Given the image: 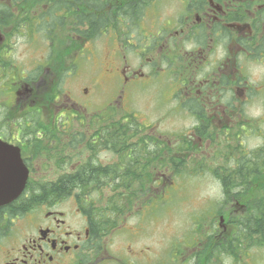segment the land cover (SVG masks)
I'll return each instance as SVG.
<instances>
[{
    "label": "flooded vegetation",
    "instance_id": "obj_1",
    "mask_svg": "<svg viewBox=\"0 0 264 264\" xmlns=\"http://www.w3.org/2000/svg\"><path fill=\"white\" fill-rule=\"evenodd\" d=\"M86 1L87 20H83L78 19L79 8L72 1L70 8L56 0L54 10L38 8L32 13L21 0H0V144L9 148L12 156L19 153L18 172L22 173L24 167L29 170L27 185L19 196L0 204V264H241L238 251L243 252V257L249 255L243 250L244 246L254 245L253 236L259 242L264 240L263 231L243 228L250 224L247 221L253 213L264 214V208H253L252 191L260 189V185L236 182L239 173L251 175L253 170L243 164L250 162L255 150L264 147V128L258 131L262 144L247 146L258 128L255 119L246 114L253 97L264 101V84L261 86L259 79L255 83L249 70L250 63H264V0H173L177 7L167 12L162 11L161 0H154L150 1L149 7L153 6L150 16L146 14L149 7L145 15L132 17L127 15L126 8H121L120 15L112 20L109 13L115 9L111 7L124 5V0H104L111 6L100 12L92 7V0ZM93 12L105 15V25L100 31L113 33L99 91L86 86L82 88L83 98L79 92L76 96L63 94L60 81L66 56H62L60 48L64 45L67 53L69 46L76 49L77 37L90 38L76 30L79 21L88 28L92 26ZM40 24L53 27L54 33L62 26L68 28V43L49 38L47 54L38 49L37 61L31 63L28 43H16L15 38L23 36L27 40L33 35V39ZM166 76L178 82L168 96H181L182 107L195 124L176 141L157 134L153 126L135 121L143 126L136 140L150 126L146 139L155 137L168 146L165 151L155 150L154 155H147L142 168L155 172L156 176L161 174L157 179L172 175L174 148L181 149L176 154L185 159H193V154L200 159H228L233 166L213 171L234 175L235 182L228 186L234 193L226 196L222 179L213 174L229 204L224 205V210L221 205L220 210L215 208L208 216L212 218L210 221L203 212L199 233L177 238L163 259L150 246H131L132 239L128 240L130 245L125 247L124 243L122 253L114 252L105 241L108 234L93 222V211L86 213L77 202L76 206L68 205L66 197H56L49 191L44 194V184L41 180L35 183L34 178L62 175L55 158L61 150L59 118L63 112L80 105L86 111L97 106L102 107V112L110 108L126 113L130 110L129 100ZM228 93L231 98L222 102ZM72 96L80 97L83 103ZM108 117L107 114L97 121L105 124L106 131ZM92 123L87 121V127L91 128ZM154 143L149 149L156 148ZM104 151L111 152L108 144ZM129 153L132 152L124 154ZM261 155L264 158L263 151ZM5 164H0V171L6 174ZM103 165L108 166L109 162ZM76 168L73 165L72 170ZM154 202L153 208L159 202L149 195L139 206ZM126 220L127 217L121 226ZM132 229L126 232L134 237L137 232Z\"/></svg>",
    "mask_w": 264,
    "mask_h": 264
},
{
    "label": "rangeland",
    "instance_id": "obj_2",
    "mask_svg": "<svg viewBox=\"0 0 264 264\" xmlns=\"http://www.w3.org/2000/svg\"><path fill=\"white\" fill-rule=\"evenodd\" d=\"M55 1L56 0H21V3L24 7L32 10L33 13V10L38 8L48 10L49 7L53 10ZM160 2L162 3L161 7L163 6V12H167L169 9L174 10L177 7L176 2L173 0H161ZM152 12L153 6L148 8L146 14L150 16ZM86 13V11L84 13L79 11L77 13L78 19ZM30 18L36 17L32 16ZM40 26L41 24L36 27L38 32L37 36L33 39V35L27 40L26 37L23 36L15 38L16 43H28L30 48L29 60L31 63L37 61L36 53L38 49H40L41 52L45 51L47 54L49 51L48 45H50L49 38H51V41L55 39L58 40L59 43H68V28L62 26V28H57V31L54 33L51 31L53 27L46 28L43 25ZM79 29L83 31V36L93 35V38L91 36L89 39L77 37L74 42L76 49L69 46L67 53L65 52V46L62 45L60 50L62 56L66 57L64 63H62L60 87L61 90H63V94L68 93L76 96L79 92L80 96L83 98L85 95L82 89L83 87H92V90L99 91L100 86L98 83H101L103 80L104 58L109 48L112 47L113 40L110 35L113 33L100 32L93 34L95 28L93 25L88 28L87 24L80 26ZM114 43H116V40ZM17 49H19V47H17ZM56 50H59V48L56 47ZM249 65L256 64L250 63ZM253 81L255 83L257 82L255 80ZM258 83L262 86L264 84V78H260ZM177 85L178 82L174 78L167 76L165 78H159L157 82L148 85L139 95L129 100L128 106L130 110L126 111V115H139L138 117H141L147 125L154 127L157 134H163L166 138L176 141L183 138L188 134L189 129L195 124V121L184 111L181 96H175L173 98L170 97L171 95L168 96L175 90ZM252 94L256 95L254 93ZM73 98L79 103H83L80 97ZM65 100L66 98H63L62 101L65 102ZM98 100L102 102L101 98H98ZM256 101L263 100L261 97L255 96L252 98L250 104ZM77 106V108L69 112H63L59 118L61 120V133L59 134L61 137V150L58 155L56 154V164L54 161H52V163L60 169L62 174L68 173L71 167L76 163L83 164L89 159L99 165L118 160L114 152L112 154L111 152L109 153L98 149L94 154L93 151L87 149L86 142L77 143V141L80 139L78 134L82 133L86 135L87 140L92 139L95 129L97 128L96 126L93 128L87 127V121L90 122L93 120L97 123L96 120L106 114L110 116L108 118L109 120L114 116L119 119L125 116L123 115L124 112L121 113L115 110H111L110 112L104 110L102 112V107L97 106V108L95 107L94 109L88 108L86 111L85 108L80 105ZM64 108L65 104L63 103V109ZM88 112L90 114H88ZM81 121L85 124L81 123ZM254 122L258 129H254V135L247 141V146L249 148L261 145L263 140L258 136V131L264 128V117L261 116L256 118ZM68 125H70L69 129H67ZM149 128L150 127H147V130L143 131L142 136L146 137V135L150 133V130H148ZM77 137L79 138L77 139ZM132 139L136 140L134 137ZM146 142L151 143L149 139H147ZM199 157L200 156L193 154L191 156L193 160L189 159L186 165L182 166L181 174L175 176L174 182H171L172 184L175 183L174 185H171L168 180L155 181L157 176H155L156 173L153 172V176H155L153 194L156 195V198L153 197L152 200H156L157 202L160 201L161 204H158L155 208H153L155 202L145 204L142 208L139 205L136 206L132 213L128 214L124 225H120V227H117L114 231H110L105 241L114 252L118 251L122 253L124 243L126 247L130 245L128 240L132 239L131 246H150L154 249L155 254L163 259L167 249L177 238L199 233L201 227L200 221L202 219L201 215L203 212V216L205 215L206 220L210 221L212 218L208 216L212 215L211 212L215 208L220 210L218 207L221 205V210H224V205L229 204V201L224 200V196L222 199L215 198V194L218 188L221 187V184L220 181L213 176V168L233 166V162L228 159H200ZM259 172L260 177L256 180L255 185H260V189L254 188L252 191V199L255 198V200L264 195V170ZM60 175L61 174L42 177L35 176L34 182L37 183L39 180H41V183L55 181ZM158 177H161V174H159ZM162 184H164L163 187ZM165 187L168 188L165 190ZM112 195V186L104 185L103 187L91 189V191L86 194H81V198L77 196V192L74 191L73 194L66 196V202L68 205L70 204L72 206H76L74 203L77 202L78 206H83V208H87L88 206L86 207L85 205H89V207L91 206L90 209L97 211V209L102 210L103 207H106V204L109 203V197ZM87 197L89 198L88 204L84 203ZM92 206H94V208H92ZM210 209L211 211H209ZM131 228H133L132 231L137 232V235L134 237H131L126 232ZM253 239L254 245H249L248 247L244 246L243 251H246V253L248 252L249 255L243 257V252L241 253L238 251V259L241 264H264V243L261 242L264 240L259 242L257 236H253Z\"/></svg>",
    "mask_w": 264,
    "mask_h": 264
},
{
    "label": "trees",
    "instance_id": "obj_3",
    "mask_svg": "<svg viewBox=\"0 0 264 264\" xmlns=\"http://www.w3.org/2000/svg\"><path fill=\"white\" fill-rule=\"evenodd\" d=\"M61 1L62 5L68 8H70V1L76 3L81 13L88 11L86 0ZM124 1L125 4L122 6L116 5L115 7H111V9H115L114 12L111 11L109 13L111 20L120 15L118 10L121 8H126L128 10L127 15L130 17L134 14L140 15L145 6L153 0ZM108 5L111 6L110 3H103V0H92V7L98 12L105 9ZM55 8H57V5L54 4L53 10ZM79 18L87 20V15L83 14L82 17ZM90 19L95 28L93 34L99 33L101 28L105 25V15H97L93 12ZM79 25H82V21H79ZM127 119H130V121L127 122ZM135 121L137 120L134 116H123L119 119L114 116L109 120L110 123L107 126L108 131H106L105 126L101 124L91 140H87L85 134H80V139L77 143L86 142L89 151L91 150L95 154L98 149L102 150L105 148L106 144H108L110 150L120 155L119 159L109 166L96 164L93 160L89 159L87 162L79 164L76 170L61 175L56 181L45 183L43 185V193L46 194L47 191H49L56 197H65L76 191L77 196H80L81 198V194H86L91 191V189L103 187L104 185H111L113 195L109 197V203L106 204V207H103L102 210L97 209V211H95L90 209L91 206L89 207V205H85L86 207L88 206L85 208V212L87 213L89 210L93 211V222L101 228L102 232L108 233L112 228L120 224L121 220L131 213L135 206L138 205V202L141 201L146 194H149L152 191V184L154 183L156 175L153 176V172H149L148 169L140 168L141 163L146 159L147 155H153L152 153H154L155 150L156 152H162L167 150L168 147L164 141L161 142L155 137L149 139L151 143L146 142L147 137L145 136L140 137L138 140L132 139L133 137L136 138L138 134H141L140 128H142V126ZM78 138L79 137H77V139ZM153 142H156V148L149 149V145L155 144ZM139 145L140 148H137ZM161 145H163L162 149L160 148ZM258 149L259 150L254 151V155L250 162L246 163L245 160L244 163L246 164H243L244 167L252 169L253 172L248 177L246 176L247 174L239 173L236 177V182L240 183V181H242L245 183H256V180L260 177L259 171L264 169V158L259 157L262 156L261 154L262 151L264 152V147ZM128 152H132L129 153L131 156H128L129 154H124ZM180 152L181 149H173L174 155L171 159L174 168L172 174L173 179H175V176L181 174L182 166H185L186 162L189 161V159L182 158L176 154ZM136 153L137 156L135 158L134 154ZM213 173L216 177L222 179V183L225 185V194L230 197L234 191L228 186L235 182L234 175L220 174L218 171H213ZM241 192L245 193V190ZM243 200H246V198L244 197ZM262 200H264V198H260V201L254 200L253 208L254 206H259L260 209L264 208ZM88 202L89 198L87 197L85 203L88 204ZM92 208H94V206H92ZM252 220L253 222H251ZM247 222L250 224H246L244 229H250L255 232H264V214L253 213L249 216Z\"/></svg>",
    "mask_w": 264,
    "mask_h": 264
},
{
    "label": "water",
    "instance_id": "obj_4",
    "mask_svg": "<svg viewBox=\"0 0 264 264\" xmlns=\"http://www.w3.org/2000/svg\"><path fill=\"white\" fill-rule=\"evenodd\" d=\"M10 153L9 148L4 149L0 144V164L6 162L4 168L8 171L6 174L0 171V204L14 200L22 192L28 179L27 168L24 167L22 173L16 170L18 163H21L19 153L17 156Z\"/></svg>",
    "mask_w": 264,
    "mask_h": 264
},
{
    "label": "clouds",
    "instance_id": "obj_5",
    "mask_svg": "<svg viewBox=\"0 0 264 264\" xmlns=\"http://www.w3.org/2000/svg\"><path fill=\"white\" fill-rule=\"evenodd\" d=\"M250 73L253 80H257L260 78H264V63L250 65ZM231 98V93H228L222 102H227ZM246 114L252 118L256 119L261 116H264V101H256L246 107ZM223 190L222 187L218 188L215 198L222 199L223 198Z\"/></svg>",
    "mask_w": 264,
    "mask_h": 264
}]
</instances>
